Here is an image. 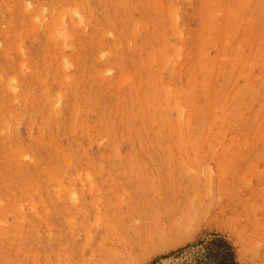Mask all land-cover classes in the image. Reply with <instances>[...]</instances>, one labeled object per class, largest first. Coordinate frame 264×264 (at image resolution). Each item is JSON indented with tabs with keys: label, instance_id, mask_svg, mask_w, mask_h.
I'll return each mask as SVG.
<instances>
[{
	"label": "rangeland",
	"instance_id": "374dc122",
	"mask_svg": "<svg viewBox=\"0 0 264 264\" xmlns=\"http://www.w3.org/2000/svg\"><path fill=\"white\" fill-rule=\"evenodd\" d=\"M94 261L264 264V0H0V264Z\"/></svg>",
	"mask_w": 264,
	"mask_h": 264
},
{
	"label": "bare ground",
	"instance_id": "6f19581e",
	"mask_svg": "<svg viewBox=\"0 0 264 264\" xmlns=\"http://www.w3.org/2000/svg\"><path fill=\"white\" fill-rule=\"evenodd\" d=\"M31 24H32V23H31ZM32 25L34 26L35 24H32ZM16 26H17V25H16ZM37 27H38V26H37ZM30 29H31V28H30ZM38 29H39V31H40V28H39V27H38ZM8 30H9V28H8ZM32 30H34V29H32ZM20 32H21V31H20ZM38 33H39V32H38ZM26 34H27V33H26ZM11 43H12V42H11ZM11 43H10V44H11ZM13 46H14V45H13ZM10 47H11V46H10ZM150 94H151V93H150ZM151 96H152V95H151ZM156 98H157V97H156ZM150 99H151V98H150ZM158 100L161 101L160 99H158ZM150 101H151V100H150ZM156 101H157V100H156ZM151 103H152V102H151ZM156 103H158V102H156ZM158 104H159V103H158ZM158 104H157V107L159 106ZM160 104H161V103H160ZM162 104H163V103H162ZM161 106H162V105H161ZM161 106H160V107H161ZM172 106H173V105H172ZM162 108H163V107H162ZM165 108H166V106H165ZM163 110H164V109H163ZM159 113H160V112H159ZM161 113H162V112H161ZM161 115H162V114H161ZM122 117H123V116H122ZM116 120H117V119H116ZM178 120H179V118H178ZM120 122H121V121H120ZM106 220H107V219H106ZM106 220H105V221H106ZM113 220H114V219H113ZM107 223H108V222H107ZM97 224H98V223H97ZM100 230H101V229H100ZM100 230H99V231H100ZM94 231H95V230H93V232H94ZM111 231H112V230H111ZM97 232H98V231H97ZM112 233H113V231H112ZM48 234H49V233H48ZM91 234H92V233H91ZM104 236H105V235H104ZM114 236H115V235H114ZM1 237H2V236H1ZM79 237H80V234H79ZM94 239H95V238H94ZM96 239H97V237H96ZM96 239H95V240H96ZM116 239H117V238H116ZM89 240H90V239H89ZM104 240H105V239H104ZM118 241H119V240H118ZM90 243H92V245L94 246L93 241H90V242L88 243V245L86 244V245L89 247V249H90V247L92 246ZM89 244H90L91 246H89ZM96 244H97V243H96ZM86 245H85V246H86ZM87 246H86V247H87ZM93 246H92V247H93ZM115 250H116V249H115ZM117 252H118V251H117ZM127 252H128V251H127ZM87 254H88V253H86L85 255H87ZM120 254H121V253H120ZM190 255H191V254H190ZM118 257H119V255H118ZM171 258H172V257H171ZM121 259H122V257H121ZM173 259H174V258H173ZM94 260H95V259H94ZM87 261H88V260H86V262H87ZM167 261H168V260H167ZM88 262H89V261H88ZM96 263H98V262H97V261H94V262L91 263V264H96ZM88 264H89V263H88Z\"/></svg>",
	"mask_w": 264,
	"mask_h": 264
}]
</instances>
